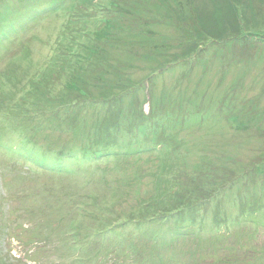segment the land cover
<instances>
[{
	"label": "rangeland",
	"instance_id": "374dc122",
	"mask_svg": "<svg viewBox=\"0 0 264 264\" xmlns=\"http://www.w3.org/2000/svg\"><path fill=\"white\" fill-rule=\"evenodd\" d=\"M0 264H264V0H0Z\"/></svg>",
	"mask_w": 264,
	"mask_h": 264
},
{
	"label": "trees",
	"instance_id": "16d2710c",
	"mask_svg": "<svg viewBox=\"0 0 264 264\" xmlns=\"http://www.w3.org/2000/svg\"><path fill=\"white\" fill-rule=\"evenodd\" d=\"M49 5V4H48ZM53 8V7H52ZM59 34V32L57 31V33H56V35H58ZM67 51V50H66ZM68 52V51H67ZM77 52H78V50H77ZM69 53V52H68ZM79 61V60H78ZM187 125L189 124V122L188 123H186ZM186 124H184V125H186ZM196 124V123H195ZM25 131V133L21 136V139H20V141H19V143L17 144V145H12L11 146V151H13L14 152V154H18L17 153V151L20 149V148H22L23 147V140L27 143V145H31L30 144V137H29V134L27 133V130H24ZM31 133V132H30ZM105 138V137H104ZM84 144L83 143H81V144H79V146H83ZM124 148H127V147H124ZM79 149H80V147H79ZM147 152V151H146ZM228 233V232H227ZM222 237L223 238H225V237H227V234L226 233H224L223 235H222ZM237 257H239V256H237Z\"/></svg>",
	"mask_w": 264,
	"mask_h": 264
},
{
	"label": "flooded vegetation",
	"instance_id": "af4514ba",
	"mask_svg": "<svg viewBox=\"0 0 264 264\" xmlns=\"http://www.w3.org/2000/svg\"><path fill=\"white\" fill-rule=\"evenodd\" d=\"M189 125V124H188Z\"/></svg>",
	"mask_w": 264,
	"mask_h": 264
}]
</instances>
